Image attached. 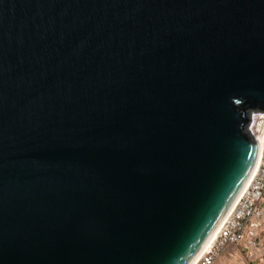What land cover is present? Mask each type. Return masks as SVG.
<instances>
[{"label": "water", "instance_id": "95a60500", "mask_svg": "<svg viewBox=\"0 0 264 264\" xmlns=\"http://www.w3.org/2000/svg\"><path fill=\"white\" fill-rule=\"evenodd\" d=\"M258 111L264 0H0V264H192Z\"/></svg>", "mask_w": 264, "mask_h": 264}, {"label": "built area", "instance_id": "2783aa9c", "mask_svg": "<svg viewBox=\"0 0 264 264\" xmlns=\"http://www.w3.org/2000/svg\"><path fill=\"white\" fill-rule=\"evenodd\" d=\"M252 114L249 132L260 146L257 166L196 264H215L228 247L234 246L245 254L248 264H264V111Z\"/></svg>", "mask_w": 264, "mask_h": 264}, {"label": "rangeland", "instance_id": "374dc122", "mask_svg": "<svg viewBox=\"0 0 264 264\" xmlns=\"http://www.w3.org/2000/svg\"><path fill=\"white\" fill-rule=\"evenodd\" d=\"M264 204V201H263ZM215 264H248L245 254L239 247H228L226 251L216 260Z\"/></svg>", "mask_w": 264, "mask_h": 264}, {"label": "bare ground", "instance_id": "6f19581e", "mask_svg": "<svg viewBox=\"0 0 264 264\" xmlns=\"http://www.w3.org/2000/svg\"><path fill=\"white\" fill-rule=\"evenodd\" d=\"M257 163H258V162H257ZM256 166H257V165H256ZM255 168H256V167H255ZM255 168H254L253 171L251 172V175H250L249 178L247 179L246 184H245L244 186H246L247 183L250 181V179H251V177H252V175H253V172H254ZM244 186H243V188H244ZM222 221H223V220H222ZM222 221H221V223H222ZM221 223H220V224H221ZM219 227H220V225L218 226V228L216 229V231L214 232V234H212L211 238H209V240L207 241V243L204 245V247L202 248V250H201V252L199 253V255H201V253L207 248V246L210 244L211 240H213V238H215V236H216V234H217V232H218ZM199 255H197V257H196L195 260H193L192 264H196Z\"/></svg>", "mask_w": 264, "mask_h": 264}]
</instances>
